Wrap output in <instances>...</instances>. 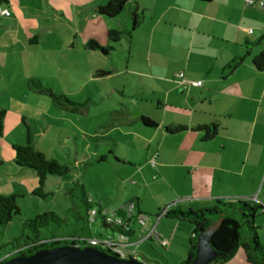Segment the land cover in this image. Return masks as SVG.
I'll use <instances>...</instances> for the list:
<instances>
[{"label": "crops", "instance_id": "crops-1", "mask_svg": "<svg viewBox=\"0 0 264 264\" xmlns=\"http://www.w3.org/2000/svg\"><path fill=\"white\" fill-rule=\"evenodd\" d=\"M108 1L69 0L78 42L71 46L64 42L62 49H74V56H68V50L65 58H91L98 53L86 46L92 40L111 46L110 52L119 55L103 71L93 74L90 66L86 83L95 78L117 80L113 90L120 95L121 119L113 123L107 118L102 126L110 127L103 131L105 138L112 142L129 138L131 152L145 160L143 165L126 163L106 148L116 165L133 170V185L141 186V199L129 200L135 203L136 212L151 218L140 229L141 237L158 221L157 234L168 240L164 249H180L183 254L185 248L187 254L192 227L165 213L158 219L163 211H202L217 202L252 201L263 208L254 225L264 249V70L257 71L252 63L264 50V0H130L115 19L96 13ZM9 5L7 0L0 7L9 11ZM56 7L68 9L59 2ZM15 15L10 11V17H0L2 46H7L4 41L21 39V29L9 23ZM127 15L131 20L134 15L140 18V25L129 37L122 35L112 42L110 31L132 28ZM258 39L259 44L253 45ZM21 43L25 42L21 39ZM110 52L103 57L109 58ZM198 81L201 86L192 85ZM102 93L99 99L90 91L85 101L72 100L71 114L83 115L85 109L86 119L90 118V106L110 100V90L105 88ZM0 109L6 110L1 105ZM142 118L156 127H145ZM211 124L217 126L216 132L207 140L198 127ZM133 126L137 128L132 131ZM176 127L185 130L173 135L167 132ZM114 133L118 139L111 137ZM28 134L22 133L25 140ZM135 137L142 148L134 144ZM16 140L14 145H18ZM97 154L108 160L105 152ZM134 218L132 214L128 220ZM223 264L249 263L238 250Z\"/></svg>", "mask_w": 264, "mask_h": 264}, {"label": "rangeland", "instance_id": "rangeland-1", "mask_svg": "<svg viewBox=\"0 0 264 264\" xmlns=\"http://www.w3.org/2000/svg\"><path fill=\"white\" fill-rule=\"evenodd\" d=\"M57 2L65 4L68 9H57ZM68 4L69 0H10L9 16L4 17H10V11L12 14L18 13L9 23L13 24L12 27L21 29L19 38L25 43H21L19 39L13 43L4 41L2 44L7 46L0 44V105L6 109L0 133V195L20 197V215L3 228L0 246L20 235L23 221L31 220L45 211L64 218L67 209L71 207L68 189L72 188L73 182L84 185L94 209L101 205L110 213L119 211L120 218L127 214V210L121 205H129L132 197L141 199V186L138 189L133 185V180L136 179L133 178V170L116 165L106 151V148H112L126 163H145L142 157L136 158L129 149V138L122 140L119 137L118 142H112L104 137L103 131L110 129L102 126L106 124L107 118L113 123L121 119L117 103L120 95L113 90L117 80L95 78L92 83H86L90 66L93 74L103 71L111 67V62H116L119 55L114 51L110 52L109 58L99 53H94L91 58H65L69 48L67 51L62 49L64 42H68L70 46L78 42L74 39L75 28L72 27V21L74 23L75 20L74 14L70 12L73 10H69ZM127 18L131 26L130 16L127 15ZM102 43L105 45V42ZM73 51L74 49L69 50L68 56L73 57ZM105 88L110 90L107 96L110 100L90 106V118L86 119L85 109L83 115L71 114L70 109L74 107L71 106L72 100L85 101L90 97V91L93 92V97H98L95 99H99ZM20 116L23 117L24 124ZM131 128L133 131L137 127ZM26 131L34 140L35 146L48 158L69 168V172L63 177H46L40 193L42 196L34 194L38 188L36 174L16 167L12 161V146L17 143L16 139H19L18 145L25 144L22 133ZM111 137L118 139L117 133ZM133 140L137 148L143 147L136 137ZM98 151L105 152L108 160H102L103 154H97ZM146 197L145 192V201ZM138 214L133 210L135 217ZM101 226L102 220L97 218L92 226L94 234H112L111 230H104ZM131 227L136 236L126 252L130 253L132 259L142 264H180V258H186L185 248L181 250L183 254H180V249L168 251L155 241L136 244L140 241L141 231L135 223Z\"/></svg>", "mask_w": 264, "mask_h": 264}, {"label": "trees", "instance_id": "trees-1", "mask_svg": "<svg viewBox=\"0 0 264 264\" xmlns=\"http://www.w3.org/2000/svg\"><path fill=\"white\" fill-rule=\"evenodd\" d=\"M130 0H109L104 6L98 7L96 13L100 16L115 19L124 11ZM208 2L210 0H200ZM7 3V0H0V5ZM141 19L133 16L132 28L124 32H109V38L116 43L122 35L130 36L131 30L140 25ZM258 39L253 45L259 44ZM86 46L97 51L100 55L106 56L113 48L100 47L96 42L90 40ZM254 68L257 71L264 70V50L252 59ZM102 75L103 72H99ZM5 111L0 109V133L3 128ZM145 127L154 128V123L146 118L141 119ZM216 125L198 127L204 131L206 139L210 140L215 135ZM185 128L176 127L167 129L169 134L183 132ZM13 163L21 168L33 171L38 178V188L34 194L40 195L48 175L63 177L69 172V168L53 158H48L34 143V140L27 135L24 145H14ZM68 200L71 207L67 209V215L61 218L54 212H43L31 220L23 221L20 235L10 242L0 246V264L17 256H30L42 249H52L60 246H77L78 248H95L118 258L108 249L101 245L93 246L90 239L109 238L111 240H126L132 242L135 239V232L123 224H116L107 220V210L101 205L97 209L92 207L91 198L85 191L84 185L80 182H73ZM79 193V194H76ZM42 196V195H40ZM19 196L0 195V233L14 217L20 215L18 202ZM135 206V203L132 202ZM263 212L262 206L252 201H230L217 202L211 209L202 211H167L166 217L189 223L192 228V239L187 249L186 258L180 264H190L196 254L197 236L200 231L211 223L220 219L217 230L211 237L210 244L219 256L209 264H223L230 260L238 250H241L249 264H264V249L259 241L258 233L254 225L255 218ZM102 220L101 228L111 230L112 234L96 235L92 229L96 219ZM152 241V240H150ZM119 259V258H118ZM126 260V259H121ZM127 260H134L131 257ZM137 261V260H135ZM140 262V261H137ZM141 263V262H140Z\"/></svg>", "mask_w": 264, "mask_h": 264}, {"label": "water", "instance_id": "water-1", "mask_svg": "<svg viewBox=\"0 0 264 264\" xmlns=\"http://www.w3.org/2000/svg\"><path fill=\"white\" fill-rule=\"evenodd\" d=\"M220 219L211 223L198 233L196 254L190 264H209L219 254L212 248L210 241L217 230ZM2 264H142L135 260H121L95 248L60 246L42 249L30 256H17Z\"/></svg>", "mask_w": 264, "mask_h": 264}, {"label": "built area", "instance_id": "built-area-1", "mask_svg": "<svg viewBox=\"0 0 264 264\" xmlns=\"http://www.w3.org/2000/svg\"><path fill=\"white\" fill-rule=\"evenodd\" d=\"M251 3V2H248ZM5 16H9V11L7 9H3L0 7V17H5ZM193 86L199 87L201 86V81L192 83ZM123 208H125L127 210V218L123 219V218H119L116 216L115 211L114 212H107V220L109 222L112 223H116V224H123L132 228L131 224L135 223L137 224V226L140 229L145 228L149 223L151 218L147 215H143V214H138L137 217L134 218V220L130 219L128 220L129 216H131L133 214V210H135V206L132 202H129V205L125 204V206H123ZM166 211H163L158 219L161 218V216L165 213ZM156 221L154 223V225L152 226V228L150 229V231L145 232L142 237L140 238L139 242H136V244L140 243V242H146V241H155L157 242V244L159 246H161L162 248H165L168 245V240L161 238L157 232H156V225H157ZM133 242V241H132ZM89 243L93 246H97V245H101L102 248L108 249L109 251H111L113 254L117 255L119 259H129L130 258V253L127 254V247L129 244H132L131 242H128L126 240H111L109 238H103V239H90ZM130 252V251H128Z\"/></svg>", "mask_w": 264, "mask_h": 264}]
</instances>
